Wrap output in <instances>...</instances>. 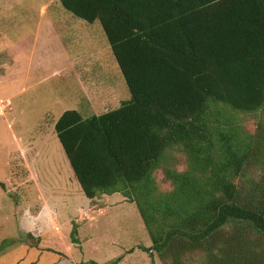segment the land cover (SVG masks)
<instances>
[{"label":"trees","instance_id":"obj_1","mask_svg":"<svg viewBox=\"0 0 264 264\" xmlns=\"http://www.w3.org/2000/svg\"><path fill=\"white\" fill-rule=\"evenodd\" d=\"M60 4L100 22L131 95L55 125L84 196L136 204L152 242L144 250L163 264H264V190L238 182L253 146L221 120L264 109V0ZM177 147L187 169L165 167L163 190L155 175Z\"/></svg>","mask_w":264,"mask_h":264},{"label":"rangeland","instance_id":"obj_2","mask_svg":"<svg viewBox=\"0 0 264 264\" xmlns=\"http://www.w3.org/2000/svg\"><path fill=\"white\" fill-rule=\"evenodd\" d=\"M130 99L99 21L89 24L74 17L60 0H0V105L7 108L0 118V164L14 141L16 148L30 143V156L25 161L33 172L30 175L25 162L15 156V167L7 170L2 184L9 188L5 178L12 175L21 186L8 196L0 184V264H71L66 254L71 246L80 264H112L119 258L125 264H163L156 254L144 250L150 249L152 242L136 204L120 194L89 200L78 182L74 184L79 187L76 198L64 203L70 197L60 189L59 175L61 178L66 170H55L53 160L48 159L40 165L49 155L48 149L56 145L61 152L57 153L58 163L63 164L60 154L71 171L55 132L66 111H77L88 119L116 110ZM227 117L230 122L224 117L221 120L252 143L254 150L245 177L238 182L262 191L264 109ZM12 148L16 149L14 145ZM165 167L187 169L180 147L167 153V160L155 175L161 189L170 190ZM40 182L47 188L42 197L55 196L54 207H41L40 195L33 187ZM27 187L31 189L25 191ZM41 212L47 214L50 224L53 217L58 226L57 232L51 231V236L39 242L23 232H35L37 221L30 229L20 221L23 216L31 219ZM73 235L78 237L74 245Z\"/></svg>","mask_w":264,"mask_h":264},{"label":"crops","instance_id":"obj_3","mask_svg":"<svg viewBox=\"0 0 264 264\" xmlns=\"http://www.w3.org/2000/svg\"><path fill=\"white\" fill-rule=\"evenodd\" d=\"M8 102H10V101H8ZM29 144H24V143L23 144H18V146L16 148V144H15V141H14V143L11 144V148H10V145H9L6 159H3L1 161V164H0V169H2L1 170V174H0V176H1V178H0V184H2L4 182V176L6 175V172L11 171V169L12 170L14 169V167H15L14 157L15 156L16 157H19L20 160H23L25 162L26 168H27L29 174L33 176V172H31L30 166H28V164L25 161V159L26 160L29 159V156H30V155H28V153H29L28 150L30 148V145ZM13 145L15 146L16 149H13L12 148ZM53 147H54V149L52 150ZM48 151H49V155L48 156H45L44 159H42L43 161H41V162L39 161L40 162V165L41 166H44V164L46 163V161L48 159V160H53L52 164H53V167L55 168V170L56 169L57 170L59 169L61 172H62L63 169L66 170V172L63 173V176L61 178H60V175H59V179L62 182V186L64 187V188H62V186H61L60 189H64V193L66 192L65 195L67 194L70 197V199H68L66 197L64 203H67L68 201H72L74 198H76L75 196L79 192V189H78L79 187H77L78 185L77 186L74 185L75 182H77V181H75L74 176H72V175H71L72 177L69 176V174H71V171L68 169V166L64 164L63 157H61L60 154H59V157H60V159H61V161H62L63 164H59L58 163V157H57L58 155H57V153H61V152L57 148V146L54 145V146L50 147L48 149ZM40 156L41 155L39 154L37 156V159H39ZM36 173L38 174V170H36ZM64 174H66L67 178L64 176ZM5 182H6V184H8L9 188H7V186L5 184H2V190H3V194H6L8 196L11 193V191L16 190L15 189L16 187L21 186L20 184H18V186H17V184L15 183L12 175H11V177L5 178ZM43 184H45V183H43ZM43 184H41V182H40L39 185L33 186V187L35 188L36 192L40 195V196H38V198H40L38 200L40 202L41 207H44V208H47L48 209V208L54 207V205H55V203H54L55 196H51L50 199H47L46 198V195L44 196V194H43V197H42L41 196L42 193L43 192L44 193L47 192L45 190V189H47L46 188V185L44 186ZM30 189H31V187L30 188L27 187V189H25V191H29ZM49 191H52V190H49ZM80 197H81V195L79 196V200H80ZM91 202H93V201H91ZM51 216H53V215H51ZM51 219H52V221H51V224H50V219L48 218L47 214L45 215V212H41V214L38 215V216H31V219L28 218L27 216H23V218H22V220L20 222L22 223V225H24V226H26L27 228L30 229L31 227H34L32 222L35 223L37 221L39 228H37L36 230H34L35 232H32L31 230H23V232H26L25 234H28L27 236H29V235L30 236L31 235L34 236V238H36V241L39 240V242H40V240H42L43 238H46V236L49 235L51 231H53V230H54V232L56 231L55 229L57 228L56 226H58V222H56V220H54L53 217ZM49 236H51V235H49ZM60 238H61V241H62V239H64L62 236H60ZM75 239L76 240H74L73 243H72L73 245L77 241L78 237L76 236ZM34 247H37V246L34 245ZM52 250L53 249H51L50 251H52ZM68 251H69V253H66V254L69 255V257H67V259L70 260V263L71 264H80V262H78L77 258H75L73 256L72 246H71V248H69ZM120 261H121V259H120ZM117 264H125V263L124 262H118Z\"/></svg>","mask_w":264,"mask_h":264},{"label":"built area","instance_id":"obj_4","mask_svg":"<svg viewBox=\"0 0 264 264\" xmlns=\"http://www.w3.org/2000/svg\"><path fill=\"white\" fill-rule=\"evenodd\" d=\"M7 108H4L2 105H0V118H3L5 116Z\"/></svg>","mask_w":264,"mask_h":264}]
</instances>
